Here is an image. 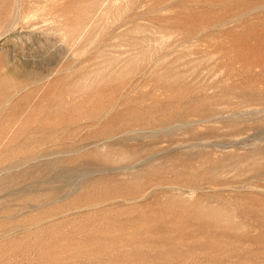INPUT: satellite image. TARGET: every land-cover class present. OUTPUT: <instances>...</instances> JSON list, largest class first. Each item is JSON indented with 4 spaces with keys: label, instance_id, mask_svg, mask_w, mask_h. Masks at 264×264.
<instances>
[{
    "label": "rangeland",
    "instance_id": "obj_1",
    "mask_svg": "<svg viewBox=\"0 0 264 264\" xmlns=\"http://www.w3.org/2000/svg\"><path fill=\"white\" fill-rule=\"evenodd\" d=\"M0 264H264V0H0Z\"/></svg>",
    "mask_w": 264,
    "mask_h": 264
},
{
    "label": "bare ground",
    "instance_id": "obj_2",
    "mask_svg": "<svg viewBox=\"0 0 264 264\" xmlns=\"http://www.w3.org/2000/svg\"><path fill=\"white\" fill-rule=\"evenodd\" d=\"M9 111H10V110H9ZM9 111H8V112H9ZM9 114H10V113H9ZM5 118H6V117H5ZM6 121H8V119H6ZM130 152H131V151H130ZM107 156H108V155H107ZM114 157H115V156H114ZM108 160H110V159L108 158ZM105 162H106V161H105ZM8 166H9V165H8ZM35 169H36V168H35ZM35 169H34V170H35ZM28 170H29V169H28ZM25 171H26V173H27V170H25ZM29 171H30V170H29ZM36 171H37V170H36ZM31 174H34V173H31ZM26 175H30V173H29V174H26ZM25 177H26V176H25ZM8 178H9V177H8ZM27 178H28V177H27ZM65 179H66V178H65ZM71 184H72V183H71Z\"/></svg>",
    "mask_w": 264,
    "mask_h": 264
}]
</instances>
